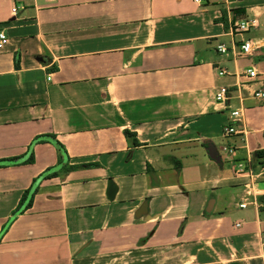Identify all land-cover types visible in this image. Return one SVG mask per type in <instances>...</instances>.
Returning a JSON list of instances; mask_svg holds the SVG:
<instances>
[{"label":"crops","instance_id":"1","mask_svg":"<svg viewBox=\"0 0 264 264\" xmlns=\"http://www.w3.org/2000/svg\"><path fill=\"white\" fill-rule=\"evenodd\" d=\"M1 31L0 264H264V0H0Z\"/></svg>","mask_w":264,"mask_h":264},{"label":"built area","instance_id":"2","mask_svg":"<svg viewBox=\"0 0 264 264\" xmlns=\"http://www.w3.org/2000/svg\"><path fill=\"white\" fill-rule=\"evenodd\" d=\"M195 2H200L201 0H194ZM257 22L255 19H241V20H236L234 22H230L229 23V31L231 33H244V32H248L249 30H251L252 28L256 27ZM7 37L5 35L4 32H0V47L6 42ZM218 52L220 53H224L226 51V49L223 47V45H219L217 47ZM253 52V45L251 43V41L247 40V41H243L239 47V54L243 55V56H247L250 55ZM228 74V72H226L225 70H219V75L223 76ZM242 77H244L246 79V82H250L256 79L257 77V73L255 71L254 68H250V69H246L245 71H243V73L241 74ZM255 97L258 98H262L264 97V94L261 92H257L254 94ZM214 100L218 103H228L229 101V96H228V89L227 87L224 86H220L218 87L215 92H214ZM241 116H242V112L240 111V109H234L231 111L230 113V117H231V122H241ZM238 130L237 128L232 125L229 127H226L224 129V135H231V134H237ZM225 151H227V153H231L232 152V148H226ZM245 168L242 166H239L238 169L236 170L237 174H247V175H251V173H244ZM263 244H264V239H263Z\"/></svg>","mask_w":264,"mask_h":264},{"label":"trees","instance_id":"3","mask_svg":"<svg viewBox=\"0 0 264 264\" xmlns=\"http://www.w3.org/2000/svg\"><path fill=\"white\" fill-rule=\"evenodd\" d=\"M125 134H126V136L130 135L128 131H125ZM44 137H47L50 144L53 145L55 150H56L57 167H59L60 165L63 166V169L65 172H69L70 170H73L74 168L72 166H69L67 163L65 164V160H66L65 153L66 152H65L64 148L60 145V143H58L55 140V137L52 135H44ZM12 161H14V159H5V160L2 159V160H0V165H1V163L4 162L3 166H6V164H9L8 162H12ZM32 163H33V154L31 152L30 155L28 156V158L26 160H23L21 164H32ZM52 170L53 169L50 168V169H47L46 171H44L42 174H40L36 179H34L32 181V184L29 188H27L26 190L23 191L22 196L20 198V201L18 203V206L13 211L14 216L17 214L23 213L25 210H27L31 206L33 197L38 191V186L36 185L38 180L52 178V177L58 175L57 172H54Z\"/></svg>","mask_w":264,"mask_h":264},{"label":"water","instance_id":"4","mask_svg":"<svg viewBox=\"0 0 264 264\" xmlns=\"http://www.w3.org/2000/svg\"><path fill=\"white\" fill-rule=\"evenodd\" d=\"M209 154H210V156L212 157V158H215V156L213 155V154H211L210 152H209ZM210 204V203H209Z\"/></svg>","mask_w":264,"mask_h":264}]
</instances>
